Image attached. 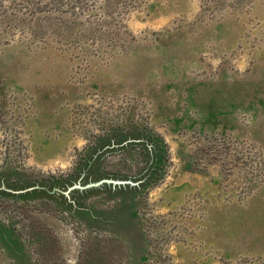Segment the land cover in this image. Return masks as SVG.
Returning a JSON list of instances; mask_svg holds the SVG:
<instances>
[{
    "label": "rangeland",
    "instance_id": "1",
    "mask_svg": "<svg viewBox=\"0 0 264 264\" xmlns=\"http://www.w3.org/2000/svg\"><path fill=\"white\" fill-rule=\"evenodd\" d=\"M140 133L141 189L0 193V264H264V0H0V182Z\"/></svg>",
    "mask_w": 264,
    "mask_h": 264
},
{
    "label": "flooded vegetation",
    "instance_id": "2",
    "mask_svg": "<svg viewBox=\"0 0 264 264\" xmlns=\"http://www.w3.org/2000/svg\"><path fill=\"white\" fill-rule=\"evenodd\" d=\"M120 145L118 147H111L109 150H105L101 153L100 158L103 154H106L107 152H110L111 154L116 155H124L123 160L128 159V157H131V152L136 148L140 150V154L135 156L136 163L142 164V166L139 168L138 171L132 172L131 174L129 170H124L121 167H114V165L110 164V160H104L101 165L98 166L99 172L101 175L100 179H97L95 177L88 176L86 177V174L84 173V179H86V182L91 181H97L101 179H108L110 182H104L98 187H92V188H86V189H75L71 191L70 198L65 196V200L69 202H78L77 198L80 194H84L86 192H94L96 190H116V189H124L135 191L137 189H141V187L146 184L149 180L143 181L141 178L145 175L149 174L151 170V175L147 176L146 178H151L154 175L155 169L158 167L157 159L160 157V149L149 143L147 137H151L149 135H146L144 133H140L139 135H127L123 137V135H120ZM139 136H142V138L139 139ZM105 156V155H104ZM108 157V156H107ZM101 160V159H100ZM103 164V165H102ZM128 169V168H126ZM101 170V171H100ZM118 181V182H116ZM51 184V183H48ZM46 190L49 191L48 186H46ZM27 199H24L23 201H26ZM85 205H88V203L84 200L83 201ZM87 203V204H86ZM66 209H68L66 207ZM105 235H109V232H105Z\"/></svg>",
    "mask_w": 264,
    "mask_h": 264
},
{
    "label": "water",
    "instance_id": "3",
    "mask_svg": "<svg viewBox=\"0 0 264 264\" xmlns=\"http://www.w3.org/2000/svg\"><path fill=\"white\" fill-rule=\"evenodd\" d=\"M104 182H110L108 179H101L97 181H91V182H86V179H84V173L81 175L76 182H73L69 184L66 188L60 189L58 187L49 189L47 191L50 196H57L58 200L61 198H64L65 196L70 198V193L71 191L75 189H86V188H92V187H98ZM118 182V181H116ZM44 185H21L20 187H12L8 186L4 181L0 182V190H5L11 194H5L7 196H12V197H20L22 199H28L29 197H37L36 195L33 196V194L36 191H40L41 189H46ZM65 195L64 197L61 195ZM17 195V196H16ZM39 195V194H38Z\"/></svg>",
    "mask_w": 264,
    "mask_h": 264
},
{
    "label": "trees",
    "instance_id": "4",
    "mask_svg": "<svg viewBox=\"0 0 264 264\" xmlns=\"http://www.w3.org/2000/svg\"><path fill=\"white\" fill-rule=\"evenodd\" d=\"M120 135L114 136L113 138H111L109 141L106 142H102L100 143L98 146L95 147V149H93L90 153V155L87 157L86 163H83L81 166V171L79 173H85L86 175L88 174L89 176H93L97 179L101 178V175L98 174L99 169H98V163H99V158L100 155L103 151L105 150H109L112 146L113 147H118L121 143L120 141ZM142 138V136H139V139ZM149 143H151L155 147H157L158 142L152 138V137H147ZM151 170L149 172V174L145 175L144 177H142L141 179L145 182L147 180H149L150 178H146L147 176L151 175ZM78 179L76 177L73 178H69L67 181L63 182V183H56L55 185L53 184H48V189H53V188H60V189H64L66 188L69 184L76 182ZM0 193L2 194H11L5 190H0ZM12 195V194H11ZM63 197L64 195L61 194ZM17 196V195H16ZM26 199V198H25Z\"/></svg>",
    "mask_w": 264,
    "mask_h": 264
}]
</instances>
